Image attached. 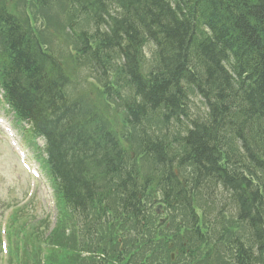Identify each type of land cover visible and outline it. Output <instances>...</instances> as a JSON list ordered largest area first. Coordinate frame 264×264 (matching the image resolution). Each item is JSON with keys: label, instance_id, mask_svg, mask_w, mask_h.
I'll use <instances>...</instances> for the list:
<instances>
[{"label": "trees", "instance_id": "trees-1", "mask_svg": "<svg viewBox=\"0 0 264 264\" xmlns=\"http://www.w3.org/2000/svg\"><path fill=\"white\" fill-rule=\"evenodd\" d=\"M63 1L91 27L76 33L77 50L151 170L140 177L92 96L0 6V84L45 138L56 192L76 222L94 237L114 221L142 236L155 186L184 211L190 256L206 248L207 264H264V0ZM197 96L202 111L189 116Z\"/></svg>", "mask_w": 264, "mask_h": 264}, {"label": "rangeland", "instance_id": "rangeland-1", "mask_svg": "<svg viewBox=\"0 0 264 264\" xmlns=\"http://www.w3.org/2000/svg\"><path fill=\"white\" fill-rule=\"evenodd\" d=\"M0 3L15 15L33 24L47 47L63 56L72 79L98 104L128 154L131 155L139 175L143 177V174H149L151 170L140 151L135 130L126 123L123 110L111 100H107L99 90V81L92 76L89 65L78 57L75 43L62 26L60 16H64L65 9H68L69 5L62 2L51 8H44L37 0H0ZM69 15L73 18L75 16L72 12ZM78 17L76 18L78 29H91L85 18L79 20ZM1 45L0 40V47ZM2 60L0 52V61ZM150 62L151 49L147 48L143 68H147ZM191 100L189 111L196 114V109L202 108L203 103L196 97ZM9 111H0V115L10 120L12 115ZM14 126L18 131L17 145L22 149L26 160L22 163L19 156L7 151L5 146H0V198L5 204H12L13 207L6 227L9 233L5 243L8 253L5 256L0 250V264H94L105 251H108V260L112 258L108 264H115L117 252L122 251L120 249L127 247L129 253H134L132 251L138 246L142 249L141 253L138 255L137 252L133 258H137L139 262L131 259V264H155L157 259L165 260V264H186V261L189 264L196 263L188 254L180 252L182 247L180 241L183 240V233L179 234L180 225L183 224L180 222L182 213H177L175 210L171 213L160 207L153 212L149 219L148 231L138 240L132 237L134 232L121 226L109 228L106 226L99 229L97 236L93 238L89 237L88 231L84 229L79 231L70 211L53 193L51 180L42 165L40 153L37 154L38 144L42 146V141L32 140L23 124L17 122ZM175 127L172 126L171 129ZM153 198L154 209L161 205L160 197L154 190ZM2 211L3 208L0 209V214ZM175 238L179 239L173 244ZM2 244L0 240L1 249ZM170 245L171 249L168 250ZM6 248L3 251H6ZM181 255L182 257H179ZM170 256H173L171 261ZM198 259V264H206V258ZM225 259L227 257L221 258V264H229Z\"/></svg>", "mask_w": 264, "mask_h": 264}, {"label": "bare ground", "instance_id": "bare-ground-1", "mask_svg": "<svg viewBox=\"0 0 264 264\" xmlns=\"http://www.w3.org/2000/svg\"><path fill=\"white\" fill-rule=\"evenodd\" d=\"M53 4H59V3H62L61 2V0H50ZM65 5H67V2L65 3ZM0 52L1 53H4V48H3V44H2V46L0 47ZM190 101H191V99H190ZM197 110V113L195 114V113H191L190 111L188 112L189 113V116H194V114L196 115V116H199V113L202 111L201 110V108L200 109H196Z\"/></svg>", "mask_w": 264, "mask_h": 264}]
</instances>
